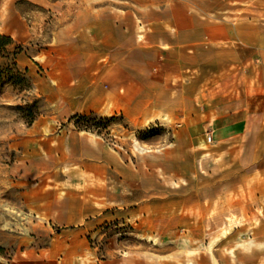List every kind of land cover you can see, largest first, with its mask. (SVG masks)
<instances>
[{"label":"rangeland","instance_id":"1","mask_svg":"<svg viewBox=\"0 0 264 264\" xmlns=\"http://www.w3.org/2000/svg\"><path fill=\"white\" fill-rule=\"evenodd\" d=\"M143 1L0 0V32L22 47L17 62L33 81L29 91L10 83L0 88V264H61L64 249L56 239L62 226L46 212L47 204L66 195L69 123L104 138L143 171L130 189L110 180L138 210L88 234L92 249L82 264H264V139H254L260 125L255 122L264 132V107H241L246 97L255 98L254 78L232 66L212 86L211 95L221 94L227 107L208 112L205 104L202 122L212 111L243 120L229 126L228 135L225 130L215 135L212 125H204L206 143L200 146L180 134L190 114L143 130L130 127L121 114L89 112L66 120V74L76 82L93 71L99 52L105 60L112 48L105 36H122L110 21L125 18ZM147 28L138 27L141 42ZM40 97V113L29 124L18 105ZM92 192L86 197L95 198Z\"/></svg>","mask_w":264,"mask_h":264},{"label":"crops","instance_id":"2","mask_svg":"<svg viewBox=\"0 0 264 264\" xmlns=\"http://www.w3.org/2000/svg\"><path fill=\"white\" fill-rule=\"evenodd\" d=\"M248 10L254 15H247ZM124 17L110 21L122 36H105L112 43L105 60L99 52L93 71L78 75L76 82L66 74V120L89 112L121 114L130 127L143 130L162 125L171 116L181 121L190 114L192 120L180 134L200 146L206 143L204 125H212L215 135H228L229 126L242 123L243 119L213 111L202 122L199 111L205 104L208 112L227 107L221 94L210 92L232 66L240 76L254 78L255 98L246 97L241 107H264V0H144ZM143 25L148 30L141 42L136 34ZM255 124L260 125L254 139L261 141L262 123ZM63 158L66 195L47 204L51 206L46 213L62 226L56 239V246L64 249L61 264H82L92 249L88 234L138 210L111 181L122 183V190L130 189L143 171L124 161L104 138L71 128L70 123ZM92 177L94 184L88 182ZM87 190H95V198H87Z\"/></svg>","mask_w":264,"mask_h":264},{"label":"trees","instance_id":"3","mask_svg":"<svg viewBox=\"0 0 264 264\" xmlns=\"http://www.w3.org/2000/svg\"><path fill=\"white\" fill-rule=\"evenodd\" d=\"M21 50L22 47L16 44L12 36L0 32V88H3L6 83H10L19 91L32 90L33 81L27 73L28 70H22L17 62ZM40 102L41 97L25 105H18V109L29 124L40 113ZM86 117H88L87 114H75L72 118L83 119ZM112 119H107V122ZM93 125L99 126L96 123Z\"/></svg>","mask_w":264,"mask_h":264},{"label":"built area","instance_id":"4","mask_svg":"<svg viewBox=\"0 0 264 264\" xmlns=\"http://www.w3.org/2000/svg\"><path fill=\"white\" fill-rule=\"evenodd\" d=\"M213 139V135L211 134V133H209L208 135H207V140L208 141H211Z\"/></svg>","mask_w":264,"mask_h":264}]
</instances>
